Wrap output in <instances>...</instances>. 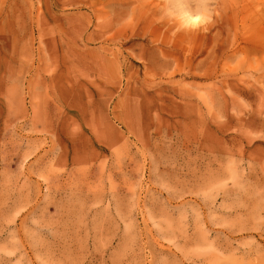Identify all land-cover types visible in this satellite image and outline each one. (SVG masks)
Wrapping results in <instances>:
<instances>
[{
  "label": "rangeland",
  "instance_id": "1",
  "mask_svg": "<svg viewBox=\"0 0 264 264\" xmlns=\"http://www.w3.org/2000/svg\"><path fill=\"white\" fill-rule=\"evenodd\" d=\"M0 264H264V0H0Z\"/></svg>",
  "mask_w": 264,
  "mask_h": 264
}]
</instances>
